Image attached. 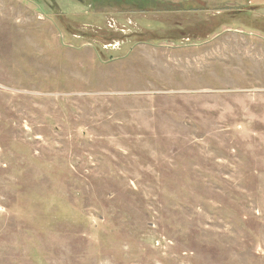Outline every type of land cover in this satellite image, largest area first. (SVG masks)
<instances>
[{
	"label": "rangeland",
	"instance_id": "rangeland-1",
	"mask_svg": "<svg viewBox=\"0 0 264 264\" xmlns=\"http://www.w3.org/2000/svg\"><path fill=\"white\" fill-rule=\"evenodd\" d=\"M0 264H264V0H0Z\"/></svg>",
	"mask_w": 264,
	"mask_h": 264
},
{
	"label": "crops",
	"instance_id": "crops-1",
	"mask_svg": "<svg viewBox=\"0 0 264 264\" xmlns=\"http://www.w3.org/2000/svg\"><path fill=\"white\" fill-rule=\"evenodd\" d=\"M200 1H203V2H206V3H223V2H226V1L240 2L241 0H200Z\"/></svg>",
	"mask_w": 264,
	"mask_h": 264
}]
</instances>
